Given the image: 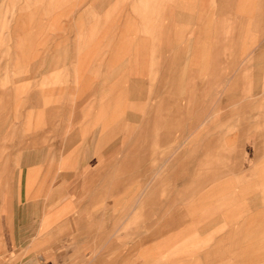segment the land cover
<instances>
[{
    "label": "crops",
    "instance_id": "obj_1",
    "mask_svg": "<svg viewBox=\"0 0 264 264\" xmlns=\"http://www.w3.org/2000/svg\"><path fill=\"white\" fill-rule=\"evenodd\" d=\"M18 20L0 264H264V0H65L40 76Z\"/></svg>",
    "mask_w": 264,
    "mask_h": 264
},
{
    "label": "rangeland",
    "instance_id": "obj_2",
    "mask_svg": "<svg viewBox=\"0 0 264 264\" xmlns=\"http://www.w3.org/2000/svg\"><path fill=\"white\" fill-rule=\"evenodd\" d=\"M18 16H22L24 20L26 19L25 21H21V33L28 32L30 35L32 34V40H35L34 43L39 48L37 51L39 50L38 54L40 55L33 57L34 64L36 62L39 64L37 67V73L39 76L42 75L46 69H48L49 62L51 63L52 61L51 57L44 56V49L50 50L49 54L54 52H62V50L63 53H65V0H0V76L4 74L7 75L6 77H0V90H6L8 93L6 98L9 106H12L15 98L13 95V75L14 69H16V67H14V56L12 49L13 40L16 37L14 28L18 27L20 24ZM9 48L10 51L8 52L6 49ZM56 48H59V50H56ZM57 65L59 66L55 68L56 70L59 69V67L64 66L65 61H62L61 59L59 62H57ZM59 79L60 80L58 82L62 83L60 77ZM37 80L40 82L42 81V79ZM221 81L222 83L220 84H225L224 78ZM218 88L222 89L221 86H218ZM16 97L19 98V96ZM22 97H25V94L22 95ZM219 97L220 95H216L215 101H217ZM220 113L221 111H215L214 117L221 116ZM59 122L60 118L57 117V119H54V124ZM7 138L8 141H2V143L5 144V147L11 146L12 148L15 144H17L13 135H7ZM181 176L187 177V174H181ZM182 180L185 179L182 178ZM118 225L119 230H125L124 222H119ZM103 229L108 230L109 223H104ZM177 249L181 248L178 247ZM185 250V253L165 254L164 259L166 260V263L173 264L175 262L190 260V253H187L188 248ZM229 255L232 256L229 259L234 258V255ZM215 260H218V263H221L222 258L220 259L219 257V259L216 258ZM230 264L232 263L230 262Z\"/></svg>",
    "mask_w": 264,
    "mask_h": 264
}]
</instances>
